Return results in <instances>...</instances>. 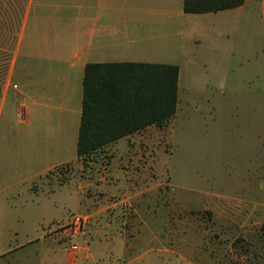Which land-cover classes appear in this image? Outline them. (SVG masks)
<instances>
[{
    "label": "crops",
    "instance_id": "0c3cea01",
    "mask_svg": "<svg viewBox=\"0 0 264 264\" xmlns=\"http://www.w3.org/2000/svg\"><path fill=\"white\" fill-rule=\"evenodd\" d=\"M246 3L194 14L185 11V0H29L9 72L11 80L20 82L12 91L13 116L35 133L37 157L43 166L36 176L43 180L53 170L79 161L88 64L175 65L180 82L185 65L202 57L209 73L223 50L226 55L229 32L238 53ZM259 6L264 18V0H259ZM229 19L234 24L227 25ZM261 47L264 54V38ZM239 55L242 58V46ZM191 103L198 108L197 101ZM164 125L150 126L107 146L113 160L107 172L96 177L80 175L75 188H66L68 182H43L55 194L65 192L60 195L64 204L72 201L78 213L89 215L91 221L78 239L80 252L61 250L65 236L52 234L44 239L51 237L57 248L48 249L40 263L26 264H135L147 255L150 264L158 263V253L163 251L158 211L164 200L163 182L157 179L156 144ZM210 207L221 211L220 223L235 222L226 213L228 201ZM225 232L226 237L234 235ZM141 244L145 249L140 256ZM208 246L202 259L182 258L188 264L214 263L211 254L217 261L226 260L224 246L210 241Z\"/></svg>",
    "mask_w": 264,
    "mask_h": 264
},
{
    "label": "rangeland",
    "instance_id": "374dc122",
    "mask_svg": "<svg viewBox=\"0 0 264 264\" xmlns=\"http://www.w3.org/2000/svg\"><path fill=\"white\" fill-rule=\"evenodd\" d=\"M228 34L226 55L223 50L209 73L202 57L183 68L177 113L156 144L164 200L158 211L163 251L157 264L202 259L209 241L226 248V260L211 254V264H264V18L259 0H247L242 10L238 53L234 35ZM8 76L0 97V264L40 263L57 248L44 236L81 214L72 201L64 204L60 195L65 192L55 194L43 182L75 188L80 175L96 177L113 160L105 147L86 164L79 160L38 178L43 166L35 133L13 116L12 91L20 82ZM227 201L226 213L235 222L220 223L221 211L210 206ZM225 231L233 232L232 238ZM144 249L142 244L137 249L140 256ZM145 258L135 264H150L151 256Z\"/></svg>",
    "mask_w": 264,
    "mask_h": 264
},
{
    "label": "trees",
    "instance_id": "16d2710c",
    "mask_svg": "<svg viewBox=\"0 0 264 264\" xmlns=\"http://www.w3.org/2000/svg\"><path fill=\"white\" fill-rule=\"evenodd\" d=\"M244 3L245 0H185V11L218 12ZM27 5L28 0H0V97ZM179 73L175 65L88 64L78 159L86 164L92 155L118 140L171 120L179 103Z\"/></svg>",
    "mask_w": 264,
    "mask_h": 264
},
{
    "label": "built area",
    "instance_id": "2783aa9c",
    "mask_svg": "<svg viewBox=\"0 0 264 264\" xmlns=\"http://www.w3.org/2000/svg\"><path fill=\"white\" fill-rule=\"evenodd\" d=\"M90 221L91 217L87 214H75L67 223L59 225L53 234H63L69 252L78 253L82 249L78 239L86 234Z\"/></svg>",
    "mask_w": 264,
    "mask_h": 264
}]
</instances>
